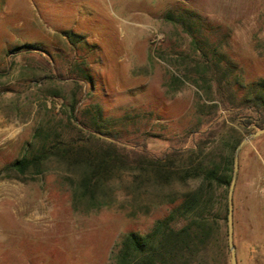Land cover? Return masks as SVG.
Returning a JSON list of instances; mask_svg holds the SVG:
<instances>
[{"label":"rangeland","instance_id":"1","mask_svg":"<svg viewBox=\"0 0 264 264\" xmlns=\"http://www.w3.org/2000/svg\"><path fill=\"white\" fill-rule=\"evenodd\" d=\"M170 9L198 12L199 39L217 45L235 72L220 84L204 72L191 35L165 18ZM65 30L85 39L73 44ZM260 78L264 0H0V264H117L124 237L146 234L178 203L160 198L148 203L124 172L114 183V204L89 210L74 205L62 165L48 161L44 173H28L25 181L8 169L37 148L35 133L41 127L52 136L79 134L69 116L75 98L79 116L98 105L125 141L143 140L152 152L162 153L190 145L203 119L229 118L224 106L238 100L231 92L240 98ZM209 96L223 101L215 107L206 101ZM258 128L227 121L221 134L245 137ZM263 198L264 133L239 153L235 245L247 215L257 217ZM258 222L264 243V210Z\"/></svg>","mask_w":264,"mask_h":264},{"label":"trees","instance_id":"2","mask_svg":"<svg viewBox=\"0 0 264 264\" xmlns=\"http://www.w3.org/2000/svg\"><path fill=\"white\" fill-rule=\"evenodd\" d=\"M165 18L179 23L191 35L192 44L200 51L202 70L211 72L219 84L235 72L233 62L217 45L210 47L206 39H199L203 21L198 12L178 13L170 9ZM63 33L73 44L85 39L71 30ZM27 47L36 49L35 45ZM83 77L91 80L89 74ZM246 87L240 98L236 91L231 92L232 98L238 100L232 107L224 106L229 118L224 116L222 123L213 118L203 119L204 127L191 134L190 145H174L162 153L152 152L143 140L125 141L122 134L110 127L111 120L103 116L98 105L79 116V99L75 98L69 116L79 134L52 136L41 127L35 133L40 141L37 148L14 160L8 169L25 181L28 173L33 177L44 173L48 161L62 165L68 174L65 179L72 186L74 205L83 204L89 210L113 205L114 183L128 172L137 194H144L148 203H156L159 198L162 202L178 203L146 234L129 232L122 240L117 264H229L228 192L235 150L244 134L221 131L227 121L245 128L252 123L264 127V78ZM219 92L222 97L221 89ZM206 101L219 107L223 100L219 98L218 102L209 96ZM190 183L195 185L187 188ZM178 185L185 189L176 190ZM179 221H183L180 226Z\"/></svg>","mask_w":264,"mask_h":264},{"label":"crops","instance_id":"3","mask_svg":"<svg viewBox=\"0 0 264 264\" xmlns=\"http://www.w3.org/2000/svg\"><path fill=\"white\" fill-rule=\"evenodd\" d=\"M264 198L257 202L256 214L247 215L242 238L236 242V253L239 264H264V243L258 239L260 216L264 210Z\"/></svg>","mask_w":264,"mask_h":264},{"label":"water","instance_id":"4","mask_svg":"<svg viewBox=\"0 0 264 264\" xmlns=\"http://www.w3.org/2000/svg\"><path fill=\"white\" fill-rule=\"evenodd\" d=\"M264 133V127L258 128L255 132L250 133L245 136L240 144L237 146L235 150V160H234V172L231 181V185L228 192V244L231 255V263L238 264L237 253H236V245L234 241V190L238 177L239 171V153L243 145L250 141L252 138L257 137L258 135Z\"/></svg>","mask_w":264,"mask_h":264}]
</instances>
